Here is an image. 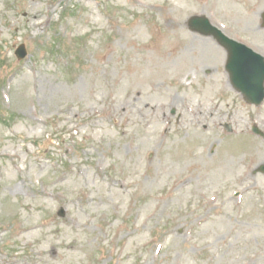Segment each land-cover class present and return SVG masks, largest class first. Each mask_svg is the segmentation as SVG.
<instances>
[{
  "label": "rangeland",
  "instance_id": "374dc122",
  "mask_svg": "<svg viewBox=\"0 0 264 264\" xmlns=\"http://www.w3.org/2000/svg\"><path fill=\"white\" fill-rule=\"evenodd\" d=\"M215 2L0 0V264H264V101L186 23L264 56V0Z\"/></svg>",
  "mask_w": 264,
  "mask_h": 264
},
{
  "label": "water",
  "instance_id": "95a60500",
  "mask_svg": "<svg viewBox=\"0 0 264 264\" xmlns=\"http://www.w3.org/2000/svg\"><path fill=\"white\" fill-rule=\"evenodd\" d=\"M193 24L199 27L203 32L213 34L219 42L227 44L230 50L227 68L231 72L234 85L241 90L247 98L254 102H259L263 97V58L246 47L227 39L219 30L210 27L205 18H198V20H194ZM16 54L18 57L24 56L25 51L23 50V46H20Z\"/></svg>",
  "mask_w": 264,
  "mask_h": 264
},
{
  "label": "bare ground",
  "instance_id": "6f19581e",
  "mask_svg": "<svg viewBox=\"0 0 264 264\" xmlns=\"http://www.w3.org/2000/svg\"><path fill=\"white\" fill-rule=\"evenodd\" d=\"M236 0H216V2L215 3H217V4H219V5H224V7H228V8H230L229 6H230V4L231 3H233V2H235ZM179 8H181L180 6H174V9H176V12L180 15L183 11L181 10V9H179ZM32 17L33 18H36L37 17V14H34V15H32ZM174 24L178 27V29H180L179 31L181 32V33H183V28H182V23H181V21H178V22H174ZM132 25H133V23L128 27V28H130V27H132ZM173 26V27H170L169 28V30L168 31H171V30H173V28H175L176 26ZM147 26H148V28H150V26H151V24H147ZM127 29V28H126ZM145 30H147V29H145ZM127 33V32H126ZM131 33H133V31H131ZM130 34V32H128L127 34H125V35H129ZM134 38H137L139 41H142V30H138V33H137V36H134L133 38H131L132 39V42L131 43H136L137 45H138V43H137V41L134 39ZM167 41V40H166ZM165 45L167 46H172L173 44H167V43H165ZM145 47H146V45L144 44V43H142L141 45H139L138 46V48L141 50H144L145 49ZM112 50H113V48L112 47H110V48H108V51L107 52H112ZM152 51H153V53H154V55H156L157 57L158 56H162V55H164V53H165V51H163V45L162 46H159V44L158 43H155V45L153 46V49H152ZM104 56H105V54H103V55H101L100 56V59L101 60H103L104 59ZM154 62H156V61H154ZM155 67L157 66L158 67V64L157 63H154L153 64ZM156 67V68H157ZM34 228V227H33ZM33 228H31V229H33ZM54 246V245H53ZM54 248V247H53ZM40 250H42V249H40ZM44 253H45V251H43ZM1 264H3V263H1Z\"/></svg>",
  "mask_w": 264,
  "mask_h": 264
}]
</instances>
